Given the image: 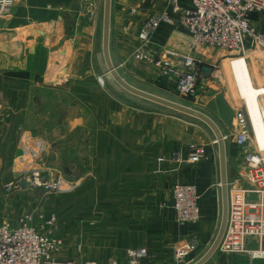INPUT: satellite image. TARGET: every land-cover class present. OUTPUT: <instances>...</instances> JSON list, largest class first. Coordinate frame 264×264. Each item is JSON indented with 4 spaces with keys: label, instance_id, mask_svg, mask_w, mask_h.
<instances>
[{
    "label": "crops",
    "instance_id": "crops-1",
    "mask_svg": "<svg viewBox=\"0 0 264 264\" xmlns=\"http://www.w3.org/2000/svg\"><path fill=\"white\" fill-rule=\"evenodd\" d=\"M104 5L105 0H17L11 14L0 19V178L22 173L27 162L32 161L24 153L37 144L38 138L28 134L24 130L26 123H20V120L27 115L43 120L36 116L43 113L37 107L38 100L41 103L44 99L51 100V113H59V109L65 112L71 131L92 128L93 115L94 120L102 123L98 137L93 139L97 160L87 162L79 157L85 151L79 148L84 143L81 138L73 144L71 138L67 139L69 147L72 146L69 153L74 152L75 157L73 161L71 156L67 160V169L69 163L71 165L68 178L75 177L71 172L79 167L84 173L89 170L91 180L84 181L78 192L91 186L101 193H113L116 208L130 211V225L116 220L119 252L124 254L130 248H145L149 252V264H175L171 247L180 236L195 232L210 237L221 222L218 147L206 145L204 157L189 164L185 125L182 135L180 130L174 133V129L181 126L180 120L172 121L160 111L148 112L119 104L98 87L91 99L93 89L84 83L93 75L89 63H95L100 50L103 56ZM166 11H169L167 0H112L110 54L115 65L124 68L134 63L132 52L140 44L141 28L148 17ZM252 22L264 32V14L252 15ZM188 43L189 34L184 28L162 26L152 37L151 49L156 57L164 51L182 55L187 51ZM201 50L198 49L195 56L202 62V68L211 69L209 75L202 71L204 80L210 81L214 78L215 65L202 57ZM127 73L131 77H124L125 81L138 89L147 90L151 86L165 93L176 92L175 79L136 77L133 70H127ZM163 79L169 80L167 86ZM76 82L81 83L83 94H86L82 106L75 105L73 87ZM60 96H67V99L70 96L71 101L60 107ZM235 133L236 128L233 133L223 135L226 141L230 139L231 146L227 148L228 184L237 182L240 185L242 183L237 181L239 158L232 149L236 145ZM58 153L52 148L50 163L46 159L42 163L34 162L35 166L47 170L51 179L62 176L64 169ZM30 165L33 164L27 166ZM176 184L193 185L201 194L200 224L191 232L178 229L172 232L174 212L165 211L161 206L162 202L171 201V190ZM164 191L167 193L165 198ZM156 208L161 213L159 232L154 227ZM3 222L0 221V225ZM108 252L116 251L105 249L99 258L107 257Z\"/></svg>",
    "mask_w": 264,
    "mask_h": 264
},
{
    "label": "rangeland",
    "instance_id": "rangeland-1",
    "mask_svg": "<svg viewBox=\"0 0 264 264\" xmlns=\"http://www.w3.org/2000/svg\"><path fill=\"white\" fill-rule=\"evenodd\" d=\"M198 49H202V57H207L209 62L214 63L215 67L212 76L214 78L210 81L206 79L203 80L194 93L184 96L179 94L177 89L176 92H174L172 88L171 92L165 93L151 86L147 88V90H139L199 111L207 116L211 115L221 132L227 134L233 133V129L235 130L237 126V114L243 112L247 121H249L248 123H250L255 149L258 152L264 153V95L259 94L256 97L255 110L258 112L261 119L259 124L255 121L256 119L254 116L256 115L253 113L254 109L248 107L246 101L254 92L264 90V51L253 44H250L245 55L232 54L211 47H199ZM198 49L195 51V55H197L196 52ZM135 51L132 52V59ZM202 57L201 59L203 60ZM103 59L100 50L95 63H89V68L91 67L93 69V75L87 77L84 85L87 84L90 86L87 88L93 89L90 92L91 99L95 97L94 95L97 93L95 88L98 87L104 90L108 96L113 97L119 104L139 107L148 112L160 111L164 117L170 118L172 121L173 119L180 120L181 126L179 129H174V133H178V130H180L182 135L183 125H185L187 137L186 145L189 152L190 148L194 145L201 146L204 148L205 152L206 145L208 144H211L215 149L218 147L214 142L212 131L200 120L138 98L123 90L109 74ZM113 60L114 59H112L114 66L123 79L124 77H131L128 75L127 70H133L136 77L167 78L161 76L157 69V71H155V67L153 66L134 62L127 67L121 68L115 65V60ZM236 60H243L247 69L246 75L250 81L244 86L246 90L242 93L239 92L241 95L236 91L237 85L236 83L234 84L232 78L233 66H231V62ZM163 80H165V86H167L169 80ZM130 85L133 86L132 84ZM73 88L75 90V105H84L83 100L86 94H83L81 83L76 82ZM56 101L57 100H55V102ZM59 101L60 107H63V103L67 101L70 102L71 99L70 96L68 99L67 96H60ZM58 104V102L57 105L53 103V105L57 107ZM56 106H53L55 107L54 109L57 108ZM37 107L43 113L37 114L36 116L43 118V120L40 118L36 119L34 115H27L23 121L20 120V123H26L24 125V130L27 131L28 134L38 138L37 144L34 147L26 149L24 153L25 156L31 157L32 161L30 160L27 162L24 166L25 170L22 173L16 175L12 174V177H8L7 179L0 178V221H4L2 224L9 222L11 225L17 226L23 218L30 217L29 224L33 226V228L49 238L58 239L62 242V247L56 256L58 260L68 259L66 261H76L79 263H81V261L100 262L99 264L120 261L122 264H125L127 251L136 248L125 250V257H123V252H119L118 243L120 236L118 231H116L118 227L116 226V220H123V224L126 223L130 225V211H120L116 208V195L113 193H101L98 192L97 188L91 186H87L82 192H78L84 181L91 180L88 176L89 170H85L84 173V169L79 167L77 170L71 172L75 177L68 178V170L71 165L69 163V169H67V160L71 156L70 159L73 161L75 157L73 155L74 152L69 153L72 146L69 147L67 139L71 138L73 144V141L81 138L84 143L82 142L79 148L85 151L82 154L80 153L79 157H82L87 162H91L92 160L95 161L97 160V153L96 146L93 144V139L98 137L100 130L99 126H101L102 123L100 124L98 120H94L92 115V120L90 121L92 128L71 131L66 123L67 114L65 112H61L59 109V113H51V100L44 99L42 103L38 100ZM258 127L262 129L263 133L259 134L257 132L256 128ZM225 136L229 137V135ZM225 142L226 150L227 148L230 149V139ZM53 143H56V146H52ZM52 148L59 151V161L63 164L64 168L62 176H58V179H51L47 170L34 165V162L42 163L41 161L45 162V159L47 163H50V159L53 157L51 154ZM232 149L235 150L239 158L238 166H241L246 149L240 148L237 144H234ZM253 150L254 148L252 147L248 149V151ZM28 164L33 165L27 166ZM33 170H40L43 180L57 182L59 184V191L57 193H49L46 189L41 187L33 188L28 180ZM4 182L6 183L4 184ZM8 184L15 185V188H13L11 192H8L5 188ZM178 185L184 184H176L171 190V201L167 203L164 201L161 203L165 211H173V190ZM163 196L164 198L167 196L166 191H164ZM160 214L159 209L156 208L154 211V227L156 232H159L161 228ZM52 219L54 222L53 225H50L49 222ZM13 222L17 224L14 225ZM172 224L174 227L172 232H175L176 229L180 231L188 230L191 232L197 229L200 223L195 226V228L190 225H179L175 215V223L173 222ZM219 226L220 224L215 233L210 237L208 235H196L195 232L190 235L186 234L185 236H180L179 241L171 247L172 256L176 245L185 241H191L194 242L196 246L193 257H202L213 244ZM122 228L123 234H125V228ZM260 240L261 239L257 238L247 239L245 251H251L254 255L253 257L245 253L226 254L218 250L207 264H264V239L261 242ZM113 248L116 252H108L109 255L107 254V257L103 256L99 258V254L104 253L105 249L112 250ZM172 258L176 264L174 257ZM104 260L105 262H101Z\"/></svg>",
    "mask_w": 264,
    "mask_h": 264
},
{
    "label": "built area",
    "instance_id": "built-area-1",
    "mask_svg": "<svg viewBox=\"0 0 264 264\" xmlns=\"http://www.w3.org/2000/svg\"><path fill=\"white\" fill-rule=\"evenodd\" d=\"M17 0H0V19L9 16ZM169 11L151 15L141 28L139 47L133 55L136 63L155 67L161 76L175 79L177 92L187 96L194 93L204 80L202 62L195 56L199 47H211L232 54L245 55L250 44L264 51V32L252 22V15L264 14V0H167ZM186 2L188 6H185ZM178 25L189 34L187 51L179 55L164 51L156 57L151 49L153 35L162 26ZM235 142L246 149L238 171L237 182L228 184V222L218 250L226 254L245 253L247 239H264V153L254 147L249 121L243 112L236 117ZM226 139V138H225ZM253 144V145H252ZM253 151H248L250 148ZM205 155L201 146L190 148L187 163L195 164ZM33 187L57 193V182L42 179L40 170H33L28 178ZM11 192L15 185L5 186ZM201 194L193 185H178L173 190L172 210L179 225L197 226L201 219ZM23 218L17 226L6 222L0 226V264H99L96 262L61 261L56 258L62 242L49 238ZM52 219L49 224L53 225ZM194 242L185 241L174 248L176 264H194L201 257H193ZM145 248L127 251L125 264H149ZM108 264H122L111 261Z\"/></svg>",
    "mask_w": 264,
    "mask_h": 264
},
{
    "label": "water",
    "instance_id": "water-1",
    "mask_svg": "<svg viewBox=\"0 0 264 264\" xmlns=\"http://www.w3.org/2000/svg\"><path fill=\"white\" fill-rule=\"evenodd\" d=\"M111 7H112V0H105L104 5V24H103V42H102V52H103V58L106 65V68L113 78V80L126 92L147 100L149 102L158 104L162 107L168 108L170 110H173L175 112L188 115L190 117L196 118L203 122L213 133L215 138V143L218 146V152H219V165H220V175H221V199H222V217L221 222L219 226V230L217 233V236L209 248V250L194 264H207L212 257L216 254L218 251L221 241L224 237L227 222H228V174H227V150H226V139L223 136L220 128L218 125L212 120L209 116L193 110L191 108L185 107L183 105L171 102L169 100L160 98L158 96L149 94L147 92L141 91L133 86H131L129 83H127L118 73L116 67L114 66L110 54V23H111ZM202 71L209 75L211 74V69L208 67L202 68ZM24 186V184H23Z\"/></svg>",
    "mask_w": 264,
    "mask_h": 264
},
{
    "label": "bare ground",
    "instance_id": "bare-ground-1",
    "mask_svg": "<svg viewBox=\"0 0 264 264\" xmlns=\"http://www.w3.org/2000/svg\"><path fill=\"white\" fill-rule=\"evenodd\" d=\"M231 66H233V73H232V78H233V81H234V84L236 83L237 87H236V90L239 92H243L245 91V87L246 84H248L250 81L248 80L247 78V69L243 63V60H236V61H233L231 62ZM258 94H262L264 95V90H260L258 92H254L251 96H249L247 98V104H248V107H252L253 110V113L256 115L254 116V118L256 119V123L259 124L260 123V116L258 115V112L255 110L256 108V97ZM239 95H241L239 93ZM257 129V132L259 134L263 133L262 129L261 128H256Z\"/></svg>",
    "mask_w": 264,
    "mask_h": 264
}]
</instances>
